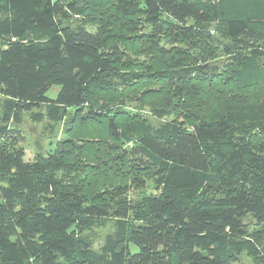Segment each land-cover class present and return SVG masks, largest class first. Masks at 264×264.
Here are the masks:
<instances>
[{
  "label": "trees",
  "instance_id": "trees-1",
  "mask_svg": "<svg viewBox=\"0 0 264 264\" xmlns=\"http://www.w3.org/2000/svg\"><path fill=\"white\" fill-rule=\"evenodd\" d=\"M0 96V264H264V0H0ZM151 100L168 126L124 106ZM42 106L73 114L25 162ZM86 218L115 219L98 255Z\"/></svg>",
  "mask_w": 264,
  "mask_h": 264
},
{
  "label": "rangeland",
  "instance_id": "rangeland-1",
  "mask_svg": "<svg viewBox=\"0 0 264 264\" xmlns=\"http://www.w3.org/2000/svg\"><path fill=\"white\" fill-rule=\"evenodd\" d=\"M62 24L69 25L72 28H75L80 24L78 18L68 15L61 20ZM88 29L93 30L92 27L87 26ZM224 57H219L211 61L212 65L221 66L224 62ZM60 89L58 84L52 86L49 91L46 93V97L50 100H54L57 96V93ZM154 94L150 93V96L153 97ZM2 97L0 96V101ZM159 100H151L146 104L144 108H140L138 104L131 103L124 105L125 109L130 112V114H139L144 117L154 126H168L169 120L166 119H155L151 115V103L156 104ZM45 113V106L40 108H34L29 113H24L22 123L16 127L19 131V134H16V137L19 141L14 143L15 147H20L24 151V161L31 162L33 157L37 153L46 155L52 151L55 147L56 141L65 137L64 127L65 120L73 114V109H69L67 114L62 122L55 123L43 118L41 122H34L30 118V114L36 113ZM14 125H10V128H13ZM156 188L152 182H148L146 188L134 195L132 198L134 200L141 199L144 196L149 194H155ZM246 223V229L250 237H253L256 240V243L260 249L264 248V226L255 225L249 217L244 219ZM115 230V219L113 218H86L82 221L80 228H78V233L81 237L88 238L91 242L90 251L94 255H98L101 251V248L104 244V241L107 236L111 235ZM230 264H263L261 261H255L254 259L248 257L245 253H242L237 256V259H234Z\"/></svg>",
  "mask_w": 264,
  "mask_h": 264
}]
</instances>
